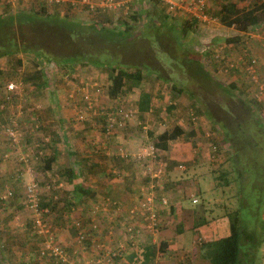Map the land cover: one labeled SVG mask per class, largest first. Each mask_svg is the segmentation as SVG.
Returning a JSON list of instances; mask_svg holds the SVG:
<instances>
[{"label": "trees", "instance_id": "trees-1", "mask_svg": "<svg viewBox=\"0 0 264 264\" xmlns=\"http://www.w3.org/2000/svg\"><path fill=\"white\" fill-rule=\"evenodd\" d=\"M251 1V4L247 6V8H238L235 3L231 1L221 2L218 11L214 13V15L217 16V19L222 26L232 28L238 33H245L249 29L251 31L260 25L264 26V0ZM141 3L143 2L138 1L135 2L134 5L130 0H124L114 9H102L96 5L93 8L84 6L82 10L85 11V19L76 20L73 14H71V11L75 10V13H78L77 11H82L78 10L82 7L79 8L77 3L71 4L70 1L55 3L47 2V0H32L30 5L23 4V2L20 1L13 4L5 2L3 9L0 11V57H9L8 66L11 68L10 71L13 72L22 65L21 57L16 55L18 53L30 54L33 55V67L36 69L33 70L28 77L26 76L27 79H17L9 76L3 80L4 82L1 86L3 99H0V104L2 105V107H0V113L1 110H5L6 104L17 101L13 93L18 87V82L30 80L33 88L37 90L41 87H45L49 82L46 79L47 77L54 76L59 78L66 76L72 79V72L74 71L75 66H91L103 71V82L100 81L99 83H96L100 90L98 93L92 92L93 88H90L89 86V83L93 81H78V88L75 90L79 93L77 100L80 101L73 102L72 99L67 96L70 105L74 109V119L76 121H84L85 119V116L81 120L76 118V110H78V108L82 109V106H87V102L84 99H81V88L84 86L87 88V91L92 92L90 93L92 106L87 108V111L92 112V114L96 111V114H98L96 117L99 118V129L101 128L100 132L102 134L107 135V137H114L121 129H127L126 131L128 134L133 131L138 135V133L142 131L141 124L128 126L130 113L128 112L127 107H123V105L127 106L130 104L135 114L137 113L140 118H142V113L151 112L153 110L151 107L150 94L143 91L140 86V82H142L143 76L146 73H150L155 78L169 84V88L176 93H183L187 95V97H191L194 100V103L196 102V105L198 104L200 107L205 106L204 99L200 98L199 93H201V91L198 90V88L194 90L190 87L186 88L183 84V81L187 80L198 83V81L192 78L193 75L191 72L182 73L179 70L180 68L177 64L182 63L184 65L186 63L190 70L195 72L200 71L198 75L204 73V76L208 77L211 84L215 86L219 92L230 99L231 107L229 102L225 99L227 103L224 107V113L227 116H230L231 120H229L228 117L219 118L226 120L228 126L225 131L224 129L219 130V133L222 134V139L227 143L225 150L229 152V157L225 160V164L230 158L235 161L238 156L241 159L248 158L249 155L246 151H244L243 154V151L241 150L242 146L244 145L247 147L252 142L254 131L258 133L257 137H259V141H261L260 138H264V117L261 114V112L264 113V101L257 100L256 97L252 95L251 91L249 99L243 97L237 99L233 93V90L237 88L235 83L232 81L224 85L220 80L214 79L210 71L207 69V66L211 65V68L216 71L215 73L221 77H225L233 72L235 74L245 73L244 67L247 62L245 57L242 56V59H237L238 55H236L234 58H230L231 56H229L228 50H222L226 55L220 60L215 59L212 56V41L208 42L207 48L203 50H195L197 46L191 45L189 42V35L192 36L193 32L198 35L201 34L203 22H200L197 18H189L185 17V15L182 17L167 12L166 6H164L159 0H147V2L143 4H148V7H143V11L141 12ZM27 6H29V9L25 8ZM205 13L211 16V14L207 12L206 7ZM138 23L140 24L138 25ZM202 31L204 30L202 29ZM161 32L167 34L169 38L164 37ZM240 36L241 34H236L229 39H225V41L237 42L240 39ZM158 42L161 51H165L170 55V61H165L157 53L158 47L156 46V43ZM199 44L200 42H198V47ZM201 45H203V42L200 46ZM219 45H221V43L216 46ZM251 57L255 58V73L257 74L258 81H260L261 76L260 73L257 72V69L259 68L257 57L255 54H251L250 58ZM229 63H232L233 66L228 67ZM153 69H157V71H153ZM163 70H165L166 74H163ZM167 71L173 72L168 73ZM176 72H178V74ZM2 73L3 71L0 70V75H2ZM180 74L184 75L186 79L189 75V78L183 80L178 76ZM92 79L97 80L94 75ZM12 84H14L15 87H8V85ZM250 84H252L251 81ZM135 88L139 89L136 98L122 99L123 96H128V94ZM243 89L240 90L243 91ZM207 91L209 90L203 91L201 94L207 95ZM102 95H105L108 102L102 106H97V98ZM130 99L132 100L127 104V101ZM75 104L78 107H74ZM174 106V104L169 103L165 108L170 110ZM191 108L197 111L194 104L191 105ZM246 110H249V113ZM245 117L246 119L250 117V120L245 124H241ZM1 124L2 123H0V126ZM109 124L110 126H108ZM6 126H11L13 129L16 127V125L13 124H3L1 127L3 128ZM212 126L217 127V122H215V120L212 121ZM246 126H248V128H245ZM250 127L251 130H253L251 133L252 135L247 133ZM235 129L239 131L240 135L239 133L233 135ZM43 143L42 140L36 139L35 150H30L28 149L30 147H26L24 150L28 149L27 151L29 154L27 153L26 161H23L22 159H19L20 154L23 152L16 149H9V140L6 145L9 150H0V160L3 158V153L8 152L9 154L7 156L9 157L6 162L9 164L10 161L14 160L22 166H30V169L35 174H42L41 177L43 178L38 180L37 188H44L46 183L47 185H50L49 188H51V186L57 184L60 179H53V181H50V179H47L44 175L48 170V172L51 173L50 165L54 156L52 154L48 156L45 155L44 152L47 145ZM4 145L5 144H3V146ZM253 145L256 146L257 143H253ZM162 146H165V141L161 140L158 136L157 141H154V139L151 140V142L146 143L145 146L141 148V151H138L142 152L143 148H151V152H149L150 149H148L146 152L147 154L143 157L136 158V153L135 155L126 152H121L122 154L119 152L117 153V150L115 153L118 154L119 158L115 161V164L117 166H122V161H124L127 164L125 167H130L133 163H137L142 170L145 168L146 173V164L150 162L154 165L155 169L156 167H160V179L163 178V181L166 182L170 165L164 161L162 162L158 152L156 153L154 150L156 147L162 148ZM38 151L41 153H38ZM115 153H110L109 156H113ZM119 154H121V156H119ZM242 155H244L243 158ZM250 159L251 157L246 161H250ZM13 165L16 164L13 163ZM248 165L250 166V163ZM235 166H238L236 162ZM226 167L223 170H226ZM73 169L74 168L66 169L63 172V177L67 178L66 181L69 183H72V178L74 176ZM31 170L29 171L31 172ZM12 172L13 170H10L9 173H6L7 178H12ZM228 172L229 171H223L222 173L227 174ZM238 174L239 176H237V179L239 180V177L240 179H243L245 171H239ZM144 175L142 177L143 181L148 180ZM51 177L54 178V176ZM214 179H216L219 186H221L222 180L224 184H227L228 182L225 175H215ZM2 180L6 179L2 178ZM70 185L69 188L72 191V193H70L71 197L67 199V203L63 206V209L59 207L60 203H62L60 199L54 200L51 198L50 193L52 194V192L49 193L47 190L42 192L40 190L41 198L36 193L38 206L40 208H46V211H44L41 216L44 215L45 218V215L55 212L53 224L47 223L43 219L46 222V225L50 228H52V225L55 226L58 224L65 214L67 215L65 219L71 218L70 215L75 206L73 202L74 198L78 197L82 204L87 202L90 189H86L87 186L84 184V187H82V185L77 187L78 184ZM145 185H147V183ZM76 187L80 191H77ZM65 189L66 188H64L63 191ZM241 194V192L236 190L233 195L236 205L238 206L241 204L240 198H238L239 196L242 197ZM140 196L141 194L139 197ZM161 198H163V202ZM103 199L108 200L109 198L103 197ZM160 200V205L168 207L169 200L164 195L160 196ZM238 202L240 204H238ZM68 204L69 206H67ZM236 205L233 206L232 209H228L226 214L224 213L222 215V217L224 215L227 217V222H225V234L216 239L208 240L206 242L203 241L204 243L202 242L203 247L207 246L206 256L209 259V264L242 263L244 252L250 254L251 264H254V260L255 262L258 261L256 259L257 256L255 257L254 254L257 251V246H259L264 240V210L262 209V211L257 213V216L255 215L257 219H255L256 224H254V226H251L250 223L248 226L244 227L242 224L243 216L239 213L240 206L236 208ZM152 209L155 212V216L150 220V227L148 225V220H146V218L144 220V226H146L144 229L147 231H149V228L156 229L159 227L157 217L158 210L156 209V205L153 206ZM137 211L140 212L138 209L133 213H130L129 216L134 217ZM29 220L27 228L33 235H35L31 228V218ZM90 221L91 220H88L87 218L85 220H80V229L83 230L84 236L79 243L81 250L88 251L94 255L93 251L96 247V241H94L95 239H93V237H91L93 240L91 241V248H89L90 243H87L84 247L82 244V241L88 238V232H92L93 234L97 230L98 224L94 219H92V227L90 225L88 228L83 226V222L89 223ZM69 227L77 232V228L74 227L72 221L70 223V220ZM139 234L140 229L138 227L130 224L126 225L125 235L127 240L135 239ZM198 234L203 239V236L200 233ZM35 237L36 239L38 238V245H40L43 238L37 235H35L34 238ZM244 243L248 247L245 248L244 252H240L241 249L239 246H243ZM58 244L60 243L58 242ZM97 245L102 247L100 242H98ZM126 246L127 243L125 244V247ZM60 247L67 255H76L74 252L76 253L77 251L73 245L72 249L71 245L68 248L67 246L60 244ZM160 249L163 250L164 246H161ZM114 250L117 252V255L111 254L110 256L112 259L119 257L123 252V249L121 248H115ZM150 250L151 249L147 247L144 255L146 256L147 253L149 254ZM238 253L240 254V258H242V261L238 259ZM105 255L107 254L105 253ZM96 257L106 256L102 253V256ZM49 259L52 264H60L57 256L49 254ZM97 259L101 260V258Z\"/></svg>", "mask_w": 264, "mask_h": 264}, {"label": "crops", "instance_id": "crops-1", "mask_svg": "<svg viewBox=\"0 0 264 264\" xmlns=\"http://www.w3.org/2000/svg\"><path fill=\"white\" fill-rule=\"evenodd\" d=\"M138 1L143 3L147 2V0H135V2ZM226 1L234 2L238 8L242 7L235 0H221L222 3ZM248 1L243 0L242 3L248 6ZM20 2L28 5L31 4V1ZM211 3L212 0H206V9L210 14L212 13L209 12L208 5L211 7ZM4 5L5 2L0 0V11L3 9ZM207 27L203 31L205 40L202 41V49L207 48L208 42L215 39L208 37V35L210 36V34H208L210 28ZM254 30L250 31L249 29L245 33L237 32L236 34H241L240 37H242L243 34L245 36L248 34L250 35V33L252 34L250 38V51L251 54H255L257 57L259 67L257 72H262L260 76L264 79V50H262L261 46L262 41L264 44V38L261 34L253 33ZM233 31L235 30L233 29ZM230 46L231 43H221V48L223 47L222 50H231L232 47ZM22 54L23 53H18L16 56L21 57L23 63L24 58H22ZM221 55L223 57L226 53L221 51ZM229 56H231L230 58H234L235 55L230 52ZM8 58L9 57L6 56L0 57V70L5 69L9 65ZM243 74L246 75V72ZM232 77L230 78H232L233 82L242 80L235 74H233ZM262 81L264 82V80ZM141 84L142 82H140V86L142 87ZM155 84L157 85V82ZM67 88L68 91L71 86L68 85ZM135 89L134 98H136L139 91L138 88ZM141 89L150 94L152 102L154 100L152 93L155 92V89ZM247 91L248 89H244V92H242L243 98H246L244 96L245 94L247 96ZM49 92L51 95H48L45 99L46 106L43 110L39 111L37 115L43 117L56 116L55 123L54 125L44 126L43 131L41 130V128H43L42 126L39 129L41 133L37 139L42 140V142H44L43 144L47 145L44 152L45 155L48 156L52 154L54 156L50 165V175L54 176L53 179H60L57 185L62 188L71 186L70 184H78L77 187H80V185L84 187V185H86V189H90L87 202L84 204L80 203V206L77 207L74 206L75 209L71 212L70 217L71 219H80L74 217L85 215L82 216L83 220L86 218L88 220L91 218L94 219L98 224L95 232L101 234V240L99 242L102 246L103 244L107 245V249L103 252L106 257H96L88 251H83L75 247V245H73L74 236L70 237L69 234H64V232H57L56 235H58V239L61 241L62 245L68 248L71 245V249L72 245L75 249L77 248L76 256L72 257L73 261H77L78 264H81L82 261L87 258L89 259V263H92L95 259L100 260L97 258H101L106 259L107 263L105 264H187V261L188 264H209L208 257L200 253L203 248V243L225 234V222H227V217L225 215L222 217V215L224 213L226 214L228 210L218 202L215 204V201L221 197V194L227 195V193L226 190L220 191L222 187L218 185L214 177H212L213 183L211 185L200 184L202 174L205 173H202L199 169L203 171L205 169L214 171L215 169L213 168H216L218 164L223 162L221 158L222 154L216 153L213 149L224 148L225 150L227 147V144L223 143L222 145L221 143H217L210 137L209 130L212 128V123H208L207 120L201 116L200 118L185 117L184 115L187 110L183 107V97H180L178 104L182 106L177 107L175 99L174 101L169 100L166 103L176 105L170 110L165 108L166 104L164 105V109L167 112H164V114L167 119L161 113L162 111L156 109L151 111L153 113H142V118L138 117L137 113L134 117H130L128 126L141 124L143 129V131L140 132L141 135H139L142 137L141 141L139 136L133 131L128 134L126 131L127 129H121L114 137H107V135L100 132L101 128L99 129L100 123L99 118L96 117L98 115L96 111L92 114V112L85 109L83 110L85 114L84 121H76L74 119V109L70 105L66 93L63 94L60 90H56L55 92L51 90ZM43 94H45V92ZM166 95V97L169 98L168 94ZM33 98L35 99V97ZM249 98L247 97V99ZM23 99L24 102L27 101V97L21 98L20 100ZM38 104L41 105L40 103ZM188 106H190V104ZM181 110L183 111L180 112ZM188 110H191V107H188ZM246 111L249 113V110ZM183 112L184 114H182ZM261 114L264 117V113L261 112ZM164 118L165 120H163ZM198 123L202 125L198 126ZM200 129L204 130L203 136L200 135ZM158 136L161 140L165 141V146H162V148L156 147L154 150L156 153L158 152L160 157H165L166 163L170 165V170L168 171L167 183L163 181V178L152 179L154 185L150 188L148 183L149 180H145L146 182H144L142 178L138 182L134 181L135 173L133 169H136L137 174L139 173L138 177H143L144 174L146 175L145 168L142 170L137 163H133L128 169V167L117 166L115 161L119 158L118 152H126L134 155L138 151H141V148L145 146L146 143L151 142L153 139L157 141ZM28 139V142L31 140L35 142L31 136H28ZM116 151L117 153H115ZM110 153L115 154L109 156ZM121 154H119V156H121ZM208 164L211 166L209 167ZM26 167L30 169V166ZM181 167L182 170L180 169ZM70 168H74L72 183H69L66 181L67 178L63 177L64 170ZM180 170L183 171L182 176ZM48 171H46V173H49ZM146 178L148 179L147 176ZM182 180H188L186 186H183V183L181 185L180 181ZM146 183L147 185H145ZM164 184L169 186L170 189L166 192L168 195L167 199L169 200L168 207L160 205L158 199V196L160 198V196L164 195ZM77 187L76 190L80 191ZM203 192L211 195L202 198ZM144 193H150L153 196V198L151 197L152 207L156 205V209L158 210L157 217L159 227L156 229L149 228V231L144 229V227H146L144 226V220L145 218L147 220V217L143 210H140V212L137 211L134 217H130L128 213L131 205L137 204ZM140 194L141 196L139 197ZM184 196L189 197L190 202L196 205L195 209L182 207L180 205L182 200L185 199ZM103 197H108L109 201L103 199ZM192 198H196V201L192 202ZM76 199L79 200L78 197ZM207 207H209L210 214L206 212L208 209ZM221 207L223 210L220 212ZM226 207L228 208V205ZM93 208H95V212L92 213L91 209ZM205 213L207 214V221H205ZM68 222L69 220L66 221V228H70L71 231L74 232L73 228L69 227ZM91 222L92 221L89 223L83 222L82 224L85 228H88ZM209 223H211L210 226ZM128 224L140 229V234L135 239H126L125 227ZM56 229L57 227L55 225V230ZM196 229L199 231L201 230V232L198 231L196 233ZM60 231H64V229L61 228ZM95 232L93 235L92 232H88L87 236H91L95 239L94 241H97L98 237L95 236ZM198 233L203 236V239ZM2 235L3 233H0V238ZM23 237L24 239L20 236H16L11 242H18L21 246L26 248L27 237L26 235ZM88 242L90 243L91 240H88ZM126 243L127 246L125 247ZM161 246H164L163 250L160 249ZM147 247L151 250L149 254L147 253L145 256L144 253ZM115 248H121L123 252L119 257L112 259L110 256L111 254L117 255V252L114 250ZM5 249H7V246H3L2 243H0V252L2 255H4V251L6 252ZM105 253L107 255H105Z\"/></svg>", "mask_w": 264, "mask_h": 264}, {"label": "rangeland", "instance_id": "rangeland-1", "mask_svg": "<svg viewBox=\"0 0 264 264\" xmlns=\"http://www.w3.org/2000/svg\"><path fill=\"white\" fill-rule=\"evenodd\" d=\"M131 2L134 3L135 5V0H130ZM237 1V3L240 4V6H242V8H246L247 5H244L242 3L243 0H235ZM248 1V0H247ZM221 0H212L211 3V7H209L208 5V10L209 12H211V16L215 17V20H213V22H204L203 26L201 28V34H197L193 32V35H189V42L191 43V45H195L197 46V48L195 50H203L200 46V44L202 43L203 40H205L204 36L202 35L203 31L202 29H206L210 28L209 33L210 36L208 35L209 38H215L212 41V49L218 45L219 43H232L234 45L231 44L230 47H232L231 50H228V53L231 52V54H234L235 56L238 54H243L244 57H250L251 53H250V38L252 36L248 35H244L242 37H240V39L237 42H226L225 39H229L233 36H235V34L237 32L233 31L232 28H228L225 26H222L220 24V22L217 19V16L214 15V13H216L218 11L219 8V4ZM249 4L248 6L251 4V0L248 1ZM143 7H148V4H143L141 3V9L140 11H143ZM26 9H29V6L25 7ZM52 8V7H50ZM82 8L78 9V10H82ZM74 16V18L76 20L78 19H85V11H77L78 13H75V10L71 11ZM140 23H138L139 25ZM255 29V30H254ZM252 30L253 33H258L261 34V36L264 38V26L260 25L259 27H256ZM162 35L164 37H168L167 34H165L164 32H161ZM251 34V33H250ZM252 35V34H251ZM198 42H200L199 47H198ZM158 50L157 53L159 54V56H161L162 59H164L165 61H170V55L165 52V51H161L159 42L156 43ZM263 41L261 43L262 46V50H264V44ZM234 56V57H235ZM22 58H24V62L22 63V65L20 67H18L15 71H10L11 68H9V66H7L5 69H2L3 73L2 75H0V99H3V96L1 94V86L3 84V80L6 79L7 77H12V78H22L25 79L26 76L28 77V75L35 70L36 68L33 67V55L30 54H22ZM175 58V57H174ZM178 67L180 68L179 70L182 73H187V72H191L192 73V78L195 79L196 81H198V83L196 82H192V81H188L187 79L189 78V75L187 76V79L185 78L184 75H178L180 76L183 80H187V81H183V84L186 88L190 87L193 90L197 89L201 91V93H203V91L209 90L207 91V95L205 94H200V98H203L205 101V106L200 107L198 104L196 105L194 103V100L191 97H187V95L183 94V93H176L175 91L171 90L169 88V84H166L165 82L161 81L160 79L155 78L153 75H151L150 73H146L143 76L142 79V88H146V89H155V92L152 93V95L154 96V100L151 102V107L152 109H156L159 111H162L161 113L163 114V116L167 119L166 115L164 114V112H166V110L164 109V105L167 103V101H174V99L176 100V105L177 107H180L182 105H179V98L183 97L182 100L184 101V108L186 111V114L184 115L185 117H199L200 116L204 119L207 120V122H211L213 120H215V122H217V127L216 126H212V128H210L209 130V134L210 137L212 138V140L216 141L217 143H221L223 145V143L227 144L225 142L224 139H222V134L219 133V130H227L228 126H227V122L226 120L223 119H219L222 117H228L229 120H231L230 116H227L224 113V107L226 106L227 101L230 104L231 107V102L230 99L228 97H226V95H223L221 92H219V90L213 86L210 82V80H208L207 76H204V73L201 75H198L200 71H192L188 68L187 64L185 63L184 65L181 63L177 64ZM210 68V69H209ZM50 69V68H49ZM166 69V68H165ZM207 69L210 71V73L212 74V77L214 79L220 80L224 85H226L227 83L232 82V77L233 74L235 73H229V77L228 75L225 77H221L220 75H218L217 73H215L216 71L211 68V65L207 66ZM167 70V69H166ZM153 71H157V69H153ZM102 70L99 69H95L94 67L91 66H87V67H81V66H75L74 71L72 72V79H70L69 77H47L46 79L49 81L45 87H41L37 90H35L33 88V85L31 84L30 80H23L21 82H18V87L16 88V90L14 91L13 95H15L17 101L16 102H12L9 104L5 105V110H1L0 113V123L1 126H3V124H7V125H16V127L14 128L15 130V139L14 140H10V137L7 135L5 128L6 127H1L0 126V150L3 151L5 149H7L6 145L8 144L9 140H10V144H9V149L11 148L12 150H18L21 151L23 153H28V149L30 150H35L34 147L35 146V142H33L32 140L29 142L28 144V136H31L33 140H36L41 131L39 130L42 126L43 128H41V130H44V126L46 125H54L55 123V117L56 116H49V117H43V116H39L37 115V113L41 110L44 109V107L46 106V97H48V95L50 96V92L49 91H53L55 92L56 90H60L63 94L66 93V97L67 94L70 92L75 91L76 87H78V81H93L96 83H99L100 81H102V77L104 78V74L102 73ZM169 72H173V71H167ZM178 74V72H176ZM163 74H166L165 70H163ZM260 74H262V72H260ZM15 75V77H14ZM96 76L97 80H93L92 77ZM238 75L240 77V80H236L234 83H236V89L233 90V93L235 94L234 96L238 98H242L244 89H248L247 91V96L245 94L244 97H250V91H252V85L250 84V82H248V78L246 77V75H244L243 73H239V74H235ZM71 76V75H70ZM232 77V78H230ZM27 79V78H26ZM107 79V78H106ZM230 80V81H229ZM264 80L261 77V81ZM103 82V81H102ZM157 82V85L155 84ZM70 85L71 88L69 89V91H67V86ZM246 87V88H245ZM244 88V89H243ZM87 89V88H86ZM206 89V90H205ZM240 89H243L240 90ZM45 92V94H43ZM136 92V89H134L131 93H129L128 97L129 98H134V93ZM246 93V92H245ZM168 94L169 98L166 97ZM197 94V93H195ZM198 95V94H197ZM55 96V95H54ZM27 97V101L24 102L23 100H20L21 98ZM35 97V99L33 98ZM122 97V99H128V97L126 96ZM172 97V98H171ZM33 98V99H32ZM121 99V98H120ZM227 101H226V100ZM33 100V101H32ZM132 99L127 101V104L131 101ZM32 101V102H31ZM108 102V100L106 99L105 95L99 96L97 98V106H102L105 104V102ZM110 102V101H109ZM187 105H186V103ZM38 103H40L41 105H39ZM111 103V102H110ZM190 104V106H188ZM195 106V109L197 111H195L193 108H191V110H188V107H191V105ZM167 105V104H166ZM175 105V106H176ZM0 107H2V105L0 104ZM123 107H127L128 112L130 113V117H134L135 116V112L133 111V108L131 107V105H123ZM183 110H181L180 112H182ZM153 113V112H150ZM167 113V112H166ZM27 116H26V115ZM46 114V113H44ZM184 114V112L182 113ZM245 114V113H244ZM37 115V116H36ZM203 115V116H202ZM232 115V114H231ZM246 115V114H245ZM214 119H213V118ZM165 118L163 120H165ZM246 117L244 118V121L241 124H245L248 120H250V117H248L246 120ZM9 120V122H8ZM236 120V119H235ZM200 122V121H199ZM197 124V123H196ZM137 125V124H136ZM202 125L201 123H198V126ZM220 125V126H219ZM251 126V125H250ZM134 128V127H133ZM245 128H248V126H246ZM199 129V128H197ZM143 131V129H142ZM203 129H200V135L203 136ZM253 130H251V127L249 128V131L247 133H250V135H252ZM221 132V131H220ZM239 131L237 129L234 130L233 135L238 134ZM140 135V133H138V136ZM240 135V133H239ZM258 133H256L254 131L252 137V142L253 143H257V145H253V143L251 142L247 147L246 146H242L241 150L247 152V154L249 155L248 158H244L241 159L239 156L237 157L236 161L232 158L229 159V161L225 164V160L229 157V152L226 150H224V148H215L213 149L216 153H221L222 156L221 158L223 159V162L221 164H218V166L214 171H211L210 169H205L204 171L199 169L202 173V179L200 180V184L201 185H211L213 183V179L212 177H214L215 175L218 176H224L227 179V184L221 183V190H226L227 195H222L221 197H219V199L217 201H215V204L218 202L219 204L223 205L226 209H232L233 206L236 205L235 202V198H234V194L235 191L238 190V192H241L242 197L239 196L238 198H240V202L241 204L238 202V204H240V211L239 213H241L242 217V221H243V225L244 227L248 226L250 223L251 226H254V224H256L255 219H257L255 217V215L257 216V213H259L260 211H262V209L264 210V138H260L261 141L258 140L259 137H257ZM140 141L142 140V137H140ZM251 138V137H250ZM25 139V140H24ZM148 141V140H147ZM13 143V145H12ZM3 144H5L3 146ZM15 144V145H14ZM26 147H30L26 150H24ZM7 149V150H9ZM223 150V151H222ZM39 153V152H38ZM9 153L8 152H4L3 153V158L2 160H0V233H3V235L0 238V243H2V245H6L7 249L6 252L4 251V255L1 254L0 252V264H52L49 260V255L47 254V252L40 248L39 244V240L36 239V237L34 238L35 235H33L30 230H28L27 225L29 223V219L31 218V213L28 210V208L26 207V200L24 199V187L27 183H29L30 181H34L36 182L37 186H38V180L41 177L42 174H35L31 169H27V167L24 165L22 166L20 163H17L16 161H10L11 164H9L8 162H6L7 158L9 156H7ZM29 154V153H28ZM244 157V155H242V158ZM250 159V161H246L247 159ZM257 159H255V158ZM160 160L163 162H166L165 157H160ZM235 162L237 163L238 166H235ZM16 164V165H13ZM250 163V166L248 165ZM12 165V166H10ZM139 165V164H138ZM228 165V166H227ZM10 166V167H8ZM122 166L125 167L127 166V164L122 161ZM140 166V165H139ZM208 166L210 167L211 165L208 164ZM227 166V167H226ZM226 167V170H223ZM127 168V167H126ZM9 169V170H8ZM129 169V167H128ZM132 169V168H131ZM182 170V167L180 168ZM10 170H13L12 172V178H7L6 173H9ZM31 170V172L29 171ZM180 170V171H181ZM207 170V171H206ZM134 173H135V177H134V181L138 182L140 181V179H142V177H138V174L136 173V169H133ZM223 171H229L227 174H223ZM239 171H245L244 174V178L239 180L237 179V176H239ZM33 172V173H32ZM181 176L183 175V171L180 172ZM44 174V173H43ZM47 179H50V181H53V178L50 175V173H45L44 174ZM51 177V178H50ZM2 178H5L6 180H2ZM222 178V177H221ZM234 178V179H233ZM45 180V177H44ZM260 181V182H259ZM145 182V181H144ZM262 182V183H261ZM167 183V182H165ZM181 185L183 183V186H186L188 183V180H182L180 181ZM57 186V187H56ZM50 185H46L44 186V188H38L37 189V194L40 196V190L42 192H44L45 190H47L49 193L52 192V194L50 193V196L52 199L56 200V199H60V201L62 202L61 205H59V207H61L62 209L64 208L63 206H65V204L67 203V199L70 196V193H72V191L70 190L69 186L65 187L66 189L63 191L64 188L58 186L57 184H54L51 186V188H49ZM53 187V188H52ZM156 187V186H155ZM5 189H10L12 191V194L9 196H5ZM39 190V192H38ZM167 190L169 189V186H166L164 184V195L166 198H168L167 195ZM202 190V189H201ZM207 190V189H206ZM218 191V192H220ZM204 194L202 195V198H204L205 196H210L211 194L203 192ZM4 195V196H3ZM3 197V199L1 198ZM185 197V196H184ZM183 197V198H184ZM221 198V199H220ZM242 198V199H241ZM237 199V198H236ZM75 207L80 206V201L77 200L76 198L73 199ZM180 205L182 207H189V208H196V205L192 204L190 202V198L189 197H185V199L182 200V202L180 203ZM228 205V208L226 207ZM69 206V204L67 205ZM238 205H236V208L239 207ZM74 207V209H75ZM207 214H210L209 212V207H207ZM225 209V211H226ZM70 210V209H69ZM92 210V209H91ZM222 207L220 209V212L222 211ZM74 211V210H73ZM54 213L55 212H51L48 215H45V221L47 223H51L53 224V218H54ZM207 214L206 215V219L205 221H207ZM66 214L64 215L63 219L56 224L57 229L55 230V226L52 225V228L48 227L49 232L52 235V238L55 239L54 241L56 243H60L61 241L58 239V235H56L57 232H64V234H69V236H74L76 234V232H72L70 228H66V221L70 220L74 222V221H80L83 220L82 216L85 215H80L74 218H80V219H65L66 218ZM44 217V215H43ZM27 223V224H26ZM69 223V222H68ZM211 225V223H209V226ZM241 225V223H240ZM64 229V231H60V229ZM20 229V230H19ZM69 229V230H68ZM195 231V230H194ZM199 231V230H198ZM198 231H195L196 233ZM193 232V233H195ZM201 232V230L199 231ZM24 235H26V243H27V247L24 248L23 246H21L18 242H11L13 241L12 239L16 236H20L21 238L24 239ZM93 235V234H92ZM95 236L98 237L96 243V247L93 251L94 256H102V253L105 252V250L107 249L105 244H103L102 247H99L97 245V243L101 240L100 236L101 234H99L98 232H95ZM88 240H91V236H89L88 238L84 239L82 241L83 247L89 243ZM74 241V238H73ZM73 245H75V247H77L78 249H80V243L77 242H73ZM39 246V247H38ZM65 246V245H64ZM91 247V242L89 245V248ZM248 246L244 243L243 246H239V248L241 249L240 252H244L245 248H247ZM76 248V249H77ZM206 250H207V246L202 248V251L200 252L202 255L205 254L206 255ZM42 251V252H40ZM77 251V250H76ZM84 251V250H83ZM126 251V249H125ZM239 252V253H240ZM238 253V259L240 261H242V258H240V254ZM74 254H76L74 252ZM173 254V253H172ZM208 255V253H207ZM210 255V254H209ZM69 256V255H68ZM76 255H72L69 256V262L68 264H78L77 261H73L72 257H75ZM254 256H257V262H255L254 260V264H264L263 261V256H264V240L260 243L259 246H257V251L255 252ZM254 258V257H253ZM209 260V259H208ZM252 260V259H251ZM105 264L107 263L106 259H101V260H94L92 263H89V259L85 258L81 264ZM188 264V261H187ZM235 264H251L250 261V254H246V252H244V256H243V262L242 263H238L236 262Z\"/></svg>", "mask_w": 264, "mask_h": 264}, {"label": "built area", "instance_id": "built-area-1", "mask_svg": "<svg viewBox=\"0 0 264 264\" xmlns=\"http://www.w3.org/2000/svg\"><path fill=\"white\" fill-rule=\"evenodd\" d=\"M6 3H16L19 1H25L29 2L32 0H3ZM63 1H70V3H77L80 7H88V8H93L95 5L105 9H114L118 6L121 1L124 0H47V2H55V3H60ZM164 6H166V11L170 12L171 14H176L178 16H184L185 17H193L197 18L200 20V22H213L215 20L214 17H211L210 15L205 13V7H206V0H159ZM187 15V16H186ZM251 36V34H250ZM224 47V46H223ZM221 48V45L215 47L213 49L212 56L215 59L220 60L222 58L221 51L223 49ZM243 54H238L237 59H242ZM245 60L247 61L245 63L244 71L246 72V76L249 80V82H252V95L256 97L257 100H263L264 98V82L263 81H258L257 74L255 73V67H254V62L255 58L254 57H246ZM233 66L232 63H229L228 67ZM90 88H93L92 92H98L99 93V87L97 86L96 82H91L89 83ZM8 87H15L14 84L8 85ZM78 88V87H76ZM81 99H84L87 102V106L83 108H78L76 110L77 112V119H83L85 116L83 110L89 108L92 106V99H90V93L86 90V87L81 88ZM78 91H73L67 94L69 98L72 99L73 102H79L80 100H77L78 96ZM74 107H78L76 104ZM110 126V124L108 125ZM7 135L10 137V140L15 139V130L11 126H6L5 128ZM151 152V148H143L142 152H137L136 153V158L137 157H143L146 155L147 150ZM41 153L40 151H38ZM27 153H21L19 156V159H22L23 161H26ZM161 175V169L160 167H154V165L150 162L146 164V175L148 177V183L149 187H153L152 179H159ZM37 184L34 181H30L27 183L24 187V199L26 200V207L31 213V228L35 235L41 236L43 238L42 242H40V248L44 249L48 255L51 254L52 256H57L58 260L60 261V264H68L69 262V256L62 250L60 247V244L56 243L52 238L51 233L48 230V227L46 226V222L44 221L43 215L41 214L46 211V208H40L38 206V198H37ZM5 196H9L12 194V191L10 189H5L4 191ZM4 196V195H3ZM151 197L153 196L150 193H144L141 196V199L137 204L131 205V207L128 210V213H133L136 210H143L144 213H146V217L148 220V225L150 227V220L155 216V212L152 209V203H151ZM3 199V197H1ZM162 202L164 201L163 198H161ZM159 198V201H161ZM196 201L195 198H192V202ZM91 212H95V208L91 210ZM44 219V220H43ZM92 221V218L90 219ZM73 225L75 228H77V234L74 237V241L79 243L81 239L83 238V230L80 229V221H74ZM90 226L92 227V222L90 223ZM42 252V251H40Z\"/></svg>", "mask_w": 264, "mask_h": 264}]
</instances>
